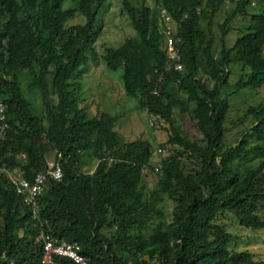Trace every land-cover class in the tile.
I'll return each mask as SVG.
<instances>
[{"label":"trees","instance_id":"trees-1","mask_svg":"<svg viewBox=\"0 0 264 264\" xmlns=\"http://www.w3.org/2000/svg\"><path fill=\"white\" fill-rule=\"evenodd\" d=\"M104 1L0 0V166L31 180L53 148L62 173L47 177L34 214L0 171V264H39L42 233L77 242L87 264H264L231 248L223 222L262 230L264 243V101L226 123L231 94L264 86V0H123L135 35L98 53ZM224 2L230 9L215 33ZM77 15L84 21L73 22ZM238 16L242 28L228 45ZM97 59L121 69L138 108L167 125L158 146H169L167 155L143 138L125 139L117 115H89L79 77ZM177 112L190 114L198 136L177 124ZM148 167L157 176L151 189Z\"/></svg>","mask_w":264,"mask_h":264},{"label":"rangeland","instance_id":"rangeland-1","mask_svg":"<svg viewBox=\"0 0 264 264\" xmlns=\"http://www.w3.org/2000/svg\"><path fill=\"white\" fill-rule=\"evenodd\" d=\"M134 3H138L140 0H132ZM150 3V0H148ZM76 0H64L63 6L72 7L75 6ZM228 2H224L217 10L212 21V30L217 33V24L221 22L228 11ZM73 22H82L84 18L82 15H77L72 20ZM98 26L102 29V33L94 43V47L98 53H100L106 46L119 45L126 36H134L135 31L130 25V22L125 14V8L123 6V0H107L104 1L101 9H99L96 19ZM241 16L233 19L231 22L232 28L227 34L226 42L230 45L235 37L238 35L236 30L242 28ZM236 75V73L234 74ZM82 84L83 100L82 104L86 105L90 116H98L103 110L117 115V121L115 128L124 136L127 140H133L136 138H143L148 140L157 152V148L160 143H164L168 138V132L163 129L164 122L158 121V118L148 114L146 111L138 108L137 97L133 94V90L127 89L123 86L121 81V69L116 71H109L104 68L102 62L99 59L96 61H90V66L79 77ZM133 91V92H132ZM264 101V86L256 90H241L233 93L229 96L230 109L229 117L226 121L227 126L231 124V121L237 119L240 116L246 105L249 103H259ZM177 124L181 125L182 129L189 136H198L199 133L194 127L190 114L177 112ZM150 119L154 122V125H150ZM231 137H236V129L233 127L229 130ZM169 147V146H168ZM168 147L162 148L160 153L163 155L168 154ZM55 151L52 148L46 155L47 161H51L54 158ZM158 156L156 153L155 157ZM82 159L88 161L87 154L83 153ZM155 160V158H154ZM92 161L90 159L88 164H84L86 170L91 167ZM15 174V173H14ZM16 175V174H15ZM144 181L147 188L151 189L157 180L156 172L152 171L149 167L145 169ZM172 201L165 202V212L168 219L171 218ZM234 239L232 241V249L236 250H248L257 260L264 259V243L262 230H252L240 225L236 219L230 217L224 219Z\"/></svg>","mask_w":264,"mask_h":264},{"label":"built area","instance_id":"built-area-1","mask_svg":"<svg viewBox=\"0 0 264 264\" xmlns=\"http://www.w3.org/2000/svg\"><path fill=\"white\" fill-rule=\"evenodd\" d=\"M161 17L165 21L170 20V16L166 10H161ZM166 37V48L169 57L179 59L177 51L174 46L175 39L171 34L170 27L167 25L163 29ZM175 67L180 69L182 66L179 63L175 64ZM0 118H3L2 106L0 105ZM161 152V148H157V153ZM60 153L54 155V158L48 162L47 168L44 171H40L29 180L27 178L15 175L13 172L0 166V171H3L11 184L14 186L15 192L20 195L23 202L32 209L35 214L37 210V198L44 189L45 182L48 176H52L55 179L61 178V165H60ZM43 240V254L39 264H64L59 257H67L76 264H87L88 257L82 254L80 245L77 242L61 241L56 243L48 234L42 233L41 237ZM3 254V253H2ZM1 257V255H0ZM8 264H15L14 261L10 260Z\"/></svg>","mask_w":264,"mask_h":264}]
</instances>
